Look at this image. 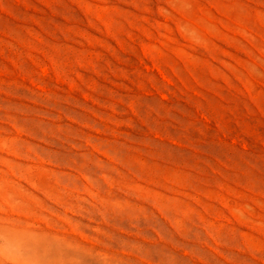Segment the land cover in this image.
<instances>
[{
    "label": "rangeland",
    "instance_id": "374dc122",
    "mask_svg": "<svg viewBox=\"0 0 264 264\" xmlns=\"http://www.w3.org/2000/svg\"><path fill=\"white\" fill-rule=\"evenodd\" d=\"M0 264H264V0H0Z\"/></svg>",
    "mask_w": 264,
    "mask_h": 264
}]
</instances>
